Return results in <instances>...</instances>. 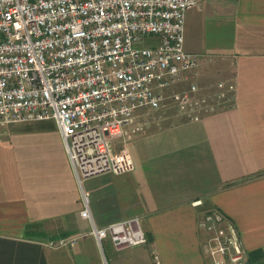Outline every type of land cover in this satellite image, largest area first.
Instances as JSON below:
<instances>
[{"label": "crops", "instance_id": "1", "mask_svg": "<svg viewBox=\"0 0 264 264\" xmlns=\"http://www.w3.org/2000/svg\"><path fill=\"white\" fill-rule=\"evenodd\" d=\"M184 33L194 75L209 83L198 95L232 84L231 108L150 127L128 150L131 173L80 183L51 120L2 133L0 264H212L198 226L212 210L235 228L245 264H264V0H198ZM84 198L96 228L137 217L146 244L105 253L80 216ZM72 237L73 247H47Z\"/></svg>", "mask_w": 264, "mask_h": 264}, {"label": "built area", "instance_id": "2", "mask_svg": "<svg viewBox=\"0 0 264 264\" xmlns=\"http://www.w3.org/2000/svg\"><path fill=\"white\" fill-rule=\"evenodd\" d=\"M197 2L0 0V132L53 120L80 183L134 170L126 145L151 127L149 113L173 106L195 122L231 108L234 85L219 83L199 96L191 81L198 57L184 51L183 34L185 12ZM80 216L100 249L105 239L115 252L147 242L137 217L96 228L85 198ZM198 226L210 236L212 264H245L223 214L207 212ZM76 243L72 237L50 246Z\"/></svg>", "mask_w": 264, "mask_h": 264}, {"label": "rangeland", "instance_id": "3", "mask_svg": "<svg viewBox=\"0 0 264 264\" xmlns=\"http://www.w3.org/2000/svg\"><path fill=\"white\" fill-rule=\"evenodd\" d=\"M184 37H185V33H184ZM211 58V57H210ZM201 60H203V58L201 59L200 58V60H199V62H201ZM205 60L207 61V59L205 58ZM205 60H203V61H205ZM214 62V61H213ZM212 62V63H213ZM194 78H195V80H193L192 81V78H191V81L192 82H194L198 87H200V86H203V85H206V84H209V83H203V82H201L200 80H198V78H199V75H198V73H197V75H192ZM220 78V80L219 81H223V80H221V78L222 77H219ZM218 81V82H219ZM200 86H199V85ZM231 106V105H230ZM172 107L173 106H165L164 107V109H162L161 111H156V112H152V113H149L148 114V121L150 122V124H151V129L150 130H152L153 128L155 129V130H159V129H162V128H164L165 127V124L166 123H171V124H175L176 122H178L179 121V116L175 113V111H174V109H172ZM224 109V108H223ZM220 111H221V109H220ZM50 125H55V123H54V121L53 120H51L50 121V123H49ZM20 125V126H19ZM27 125L28 124H15V125H9V126H7V127H4V128H2V130H1V132H0V135L2 134V133H7L8 135H10L11 136V134L13 133V131L17 128V129H19V132L20 131H22V132H30V130L31 129H29L28 127H27ZM153 129V130H154ZM149 131V130H148ZM140 135H138L137 137H139ZM22 139H24V138H22ZM134 139H136V137L135 138H133V139H131L128 143H127V147H128V149L127 150H130V152H132V149H131V143H133L132 141L134 140ZM17 141H18V139H17ZM16 143V142H15ZM13 147H14V145H13ZM115 148L116 149H119L120 147L119 146H117V145H115ZM109 241V239H105V240H103V242H102V248L104 249V251H105V253H107L108 252V249H111V244H110V241ZM47 247L48 248H51V246H50V244H47Z\"/></svg>", "mask_w": 264, "mask_h": 264}, {"label": "trees", "instance_id": "4", "mask_svg": "<svg viewBox=\"0 0 264 264\" xmlns=\"http://www.w3.org/2000/svg\"><path fill=\"white\" fill-rule=\"evenodd\" d=\"M233 104V103H232Z\"/></svg>", "mask_w": 264, "mask_h": 264}]
</instances>
